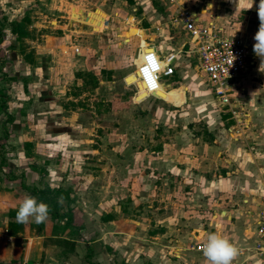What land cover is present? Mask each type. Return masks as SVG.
Wrapping results in <instances>:
<instances>
[{"label":"rangeland","instance_id":"1","mask_svg":"<svg viewBox=\"0 0 264 264\" xmlns=\"http://www.w3.org/2000/svg\"><path fill=\"white\" fill-rule=\"evenodd\" d=\"M187 1L193 7L194 1L204 6L211 0ZM170 2L0 0V92L6 93L0 94V173L17 176L14 183L29 195L26 184L43 188V178L67 188L75 206L61 203V211L75 210L77 224L84 207L94 220L112 214L152 221L150 230L164 231L171 221L173 237L185 234L184 248L192 251L194 235L216 232L211 216L224 219L221 210L227 211L231 197L208 181L237 175L240 167L230 158L238 160L241 151L233 153V146L260 154L264 168V131L251 123L242 136L229 131L194 58L186 73L164 78L173 88L160 86L161 99L143 89L136 73L141 50L154 53L147 44L159 45L170 35L176 13ZM259 3L253 0L250 9L251 0H237L236 7L225 0L214 4L225 25L237 31L234 37L255 43ZM25 15L31 35L18 39L10 23ZM133 15L137 19L129 22ZM185 40L173 39L172 45L167 39L174 53ZM182 60L189 65L188 57ZM254 72L247 86L255 104L245 100L248 89L236 95L253 121L255 106L264 117V70ZM26 141L32 143L28 150ZM255 186L263 204L264 177ZM6 204L1 198L0 206Z\"/></svg>","mask_w":264,"mask_h":264},{"label":"crops","instance_id":"2","mask_svg":"<svg viewBox=\"0 0 264 264\" xmlns=\"http://www.w3.org/2000/svg\"><path fill=\"white\" fill-rule=\"evenodd\" d=\"M178 1L179 3H190L187 0ZM225 1L233 3L232 5L237 2V0ZM218 2L220 0H211L203 6L194 1V7L203 13L216 11L219 15L218 22L224 27L225 35L236 36L237 31L225 25V15L220 14V5L215 6ZM171 4L175 7L177 13V4L173 2ZM234 7L236 6L234 5ZM133 17L135 20L137 19L136 15H133ZM201 18L205 20L207 16L202 14ZM137 22H140V20H137ZM170 30V35L164 37L161 44H153L156 45L158 50H160L159 52L165 57L174 52L172 50L173 47L170 46L167 39H170V43L172 44L173 39L176 41L177 38H181L178 34L173 33L172 26ZM245 42H247L255 57V65L248 75L240 81V85L236 87V95L239 92L241 96L246 92V89L249 90L247 85H249L248 80L252 73L259 71L257 56L253 52L254 43H250L248 39ZM183 43H180L179 48H181ZM166 45L170 46L169 51L168 49L165 50ZM183 56L188 57L189 65H186V62L182 60ZM192 58L196 61L195 57L187 54L177 55L174 60L175 73H179L182 70V72L186 73V66H191L190 60ZM6 59H9V57L7 56ZM7 62L10 64V60ZM196 66L198 67V63ZM204 83L208 84L206 78ZM168 84V89L173 88L172 83ZM187 88L189 89V87ZM209 89L212 95L211 87ZM248 93L249 95L245 100H248L252 105L255 104L252 103L255 93L252 92V89ZM238 103H241V106L245 105L244 101ZM245 110L248 112L246 107ZM254 110L256 111L254 121L251 112H248L249 123H251L252 127H258V130L262 133L264 131V125L260 123L264 119V117H260L262 110L257 106L254 107ZM257 145H260V142L255 144V146ZM231 150L235 154L237 151H241V156L238 157V160L233 161L234 158H230V161L234 165L236 164L240 167L238 168L237 175L224 177L216 181H208L218 183L220 188H217L215 192L218 193L223 189L221 192L226 190L228 191L226 193L228 194L227 196H231L226 206L227 211L221 210L222 214L226 213V217L220 219L218 215H212L210 225L216 229L215 233L227 237L239 249V255L232 261V264H264V260L253 252V246L256 241V222L259 212L264 206L259 203L260 197L258 198L257 195L261 192L255 186L264 177V168L261 165L263 162L260 160L262 156H259L260 154L258 153L253 154L250 149L247 152L248 150L243 151L236 146H233ZM222 154V151L218 152L219 157ZM231 156L234 157L233 154ZM254 158L256 161H254ZM10 163V167H12L14 164L12 160ZM0 174L2 175H0V200L2 198L7 201L4 207L0 206V264H89L90 261L95 264H207L202 251H198L194 247H192V251L184 248L183 241H185V234L179 233V236L175 235L178 238L173 237L172 232L175 226L172 225L171 221H169V224H166L168 228L165 226L164 231L157 229L150 230L152 221L147 223L145 219L136 220L115 216L109 220L105 219V217L94 220L93 214L90 213L91 210L84 207L79 213L81 217L79 224L75 222V218L74 222L69 221L66 224V218H53L50 213L48 219L41 224H36L32 219L27 223H17L16 216H11L9 211L18 210V206L23 198L29 194L18 189V184L14 183L17 180V176L11 173L9 175L6 174L7 176L3 173ZM26 176L30 180L32 179L31 174L28 172H26ZM233 179L236 181L233 186H229L228 181H233ZM42 182H46V185L52 188H62L49 182L48 178H43ZM26 185L31 188L26 187L27 190H31L33 194L31 196L37 199L33 188L40 187L37 184H30V182ZM63 189L65 188L63 187ZM74 191H76L75 193H79L75 187ZM61 203L66 208L70 207L73 209L75 206V201L70 206L63 200ZM73 212V215H76L77 212L75 210ZM115 212L119 213L117 208ZM180 223L181 225L183 224L182 221ZM225 223L227 224L224 226ZM222 227L223 229L220 230ZM204 234L205 236L202 233L193 236L195 238L193 240L196 243L195 245L205 242L207 233ZM88 253L91 254V258H87Z\"/></svg>","mask_w":264,"mask_h":264},{"label":"built area","instance_id":"3","mask_svg":"<svg viewBox=\"0 0 264 264\" xmlns=\"http://www.w3.org/2000/svg\"><path fill=\"white\" fill-rule=\"evenodd\" d=\"M171 1L178 6L177 13L171 21L173 33L188 40L184 41L176 53L172 52L166 57L159 52L156 45L147 44L154 48V53H145L142 47L136 73L143 89L150 96L161 99L156 96V92L162 85L169 88L163 80L174 75L176 71L174 60L177 55L193 56L211 86L220 115L226 117L227 122L231 124L229 131L232 133L237 131V135L242 136L245 129L250 126L249 113L236 101V87L255 65V57L250 47L239 37L225 35L216 11L203 13L194 6L179 3L178 0ZM202 14L207 16L205 20L201 18ZM127 20L134 22L135 18L132 16ZM76 52H80L78 48ZM203 244L204 242L198 243L194 248L202 251ZM253 252L264 260V206L256 222Z\"/></svg>","mask_w":264,"mask_h":264},{"label":"clouds","instance_id":"4","mask_svg":"<svg viewBox=\"0 0 264 264\" xmlns=\"http://www.w3.org/2000/svg\"><path fill=\"white\" fill-rule=\"evenodd\" d=\"M252 3L253 0L248 9L252 7ZM258 18L260 24L254 35L253 52L260 59L259 70L262 72L264 70V0H260ZM231 55L234 60L232 52ZM49 212V205L38 202L34 196L26 195L18 206L16 222L23 224L32 219L36 224H41L48 219ZM202 252L207 264H232V261L239 255V249L227 237L215 232L207 234Z\"/></svg>","mask_w":264,"mask_h":264},{"label":"trees","instance_id":"5","mask_svg":"<svg viewBox=\"0 0 264 264\" xmlns=\"http://www.w3.org/2000/svg\"><path fill=\"white\" fill-rule=\"evenodd\" d=\"M31 24V18L29 15H25L21 20L19 21H12L10 23L11 25V31L17 35L18 39H23L26 37H29L31 35L30 30H28V26ZM0 42H2V33L0 30ZM2 96H5L4 92H0ZM12 118L13 116H9ZM24 147L26 150L30 149L32 147V143L26 141L24 143ZM27 157H29V152L27 151ZM34 193L37 196L38 202H44L47 205H49L50 214H52L53 218H66V224L70 221L72 222L73 215L70 212L69 214L63 213L61 211V201H66L68 205L70 206L74 199L71 197L70 191L63 188H52L49 185H45L43 188H33ZM17 210H10L9 214L11 216H16ZM113 216L111 214L105 216V219L109 220ZM11 225V224H10ZM87 258H91V254H87ZM89 264H95L94 262L90 261Z\"/></svg>","mask_w":264,"mask_h":264}]
</instances>
